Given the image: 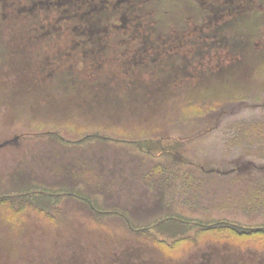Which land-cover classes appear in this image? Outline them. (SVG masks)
Listing matches in <instances>:
<instances>
[{
  "label": "rangeland",
  "instance_id": "374dc122",
  "mask_svg": "<svg viewBox=\"0 0 264 264\" xmlns=\"http://www.w3.org/2000/svg\"><path fill=\"white\" fill-rule=\"evenodd\" d=\"M206 1L210 8L200 0H0V183L6 185L0 191L53 202L44 211L23 206L20 213L16 204L0 203V264H264V255L253 248L196 246L201 241L194 238L176 243L155 229L147 234L121 227L128 225L123 221L112 223L118 227L97 222L102 227L93 228L87 222L92 206L100 216L116 206H90L85 196L69 197V187L48 175L57 156L68 158L57 154L67 150L46 142L51 131L89 118L91 107L82 106L101 103L114 112L147 114L144 128L154 123L178 153L177 173L206 172L208 186L187 185V212L179 206L180 212L164 218L215 216L251 224L260 219H250L243 207L261 204L264 176L253 172L251 162L238 167L225 157L239 151L244 136L264 142V119L253 112L260 102L249 120L236 116L231 124L201 132L218 110L237 113L240 96L264 95V0ZM223 4L232 8L227 15H220ZM95 92L113 95L80 99ZM194 133L201 134L183 148L180 140ZM18 139L24 146L17 150ZM21 174L28 184L16 188ZM156 238L165 248L153 245ZM163 250L171 256L165 258ZM181 255L183 262L176 259Z\"/></svg>",
  "mask_w": 264,
  "mask_h": 264
},
{
  "label": "crops",
  "instance_id": "0c3cea01",
  "mask_svg": "<svg viewBox=\"0 0 264 264\" xmlns=\"http://www.w3.org/2000/svg\"><path fill=\"white\" fill-rule=\"evenodd\" d=\"M93 94L96 95L83 94L82 97L85 98L80 99L89 100L88 97L94 96L97 97L95 99L100 100L103 95H113L100 92ZM99 104L82 106H87L86 109L91 107L88 109L89 118L64 123L65 126L62 128L64 130L61 129L59 133L65 132L71 135L63 136L66 142L59 140L55 144L57 150L63 148L68 151L57 154L63 155L62 157L68 155V158L62 160L59 156L56 157L55 171H50L48 174L51 180L66 182L63 186L72 189L67 193L69 197L85 196L90 199L89 204L101 205V207L116 206L108 211L102 210L104 214L101 216L96 210L89 211L88 214H92L93 217L87 222L93 228L102 227L96 225L97 222L111 223L103 227H118L112 223L120 221L140 222L146 224L142 226L143 228H147L151 227L150 223L163 218L167 212H180L179 206L183 207L181 211L187 212V205L189 206L187 198L191 197L187 192V185L191 190L201 189L206 184V172L199 175L192 172L190 177H187L186 171L177 173L176 170L182 169L176 166L177 152L172 149L160 151L158 147L151 146L156 145L153 139L158 137L159 129L154 123L144 128L147 125L145 122L150 119L145 116L147 114H134L128 110L114 112ZM52 131L58 132V130ZM88 134L93 135L87 138L90 140L77 141ZM149 138L152 140L143 143L144 139ZM218 138L225 140L228 136ZM140 140L141 144L138 143ZM87 141L86 147L84 143ZM163 141L170 146V138H165ZM185 146L184 144L183 148ZM232 153L234 154L233 150ZM233 154L230 155L231 159L230 156L225 157L233 162L235 160ZM41 175L42 179L46 177L45 174ZM187 180L190 181L189 184ZM194 186L197 189H193ZM81 189L86 190L87 195H77L74 192ZM196 195L201 200L197 193ZM196 204L199 203L195 202ZM125 225L121 227H129Z\"/></svg>",
  "mask_w": 264,
  "mask_h": 264
},
{
  "label": "trees",
  "instance_id": "16d2710c",
  "mask_svg": "<svg viewBox=\"0 0 264 264\" xmlns=\"http://www.w3.org/2000/svg\"><path fill=\"white\" fill-rule=\"evenodd\" d=\"M80 1L81 0H68L69 3H75V2H80ZM200 1L202 2V7L204 9L211 7L208 1L206 0H200ZM226 1L230 2L232 0H226ZM82 2L86 4V3H91L92 0H82ZM230 10H232V8H229L227 5L223 4L221 5V8H220V15H227ZM94 17H97V16L94 15ZM94 19H97V18H94ZM256 101L260 102V105H257V108L253 112L258 111L257 117L264 119V95L262 96L260 94V95L248 96V97L240 96L238 99V103H237V109L235 110L237 111V113L230 114L231 110H227L224 108L218 110L213 120L209 122L207 129L201 133L211 132L214 127L219 126L221 123L231 124V120H232L231 118L236 117V116H239L244 121L249 120L252 115L251 108L254 106V103ZM249 107L250 109L248 110ZM219 127H222V126H219ZM201 133H196V134L194 133L195 135L192 134L191 136H188L184 140H180L182 141L181 142L182 147L184 146V144L186 145L187 142L191 141L192 139H194L195 137H197V135H200ZM50 134L51 135L46 138L47 139L46 142L48 143H54L58 141L56 140V139H59L58 136L61 138L60 140L65 139L63 136L59 135V133L55 131H51ZM37 136L42 139V134H37ZM91 136L93 135L92 134L85 135L81 137L80 139H78L77 141L85 140ZM176 137L177 139H179L178 136ZM165 138H168V137L158 134V137L153 139L154 140L153 142H156V145H151V146L158 147L160 151L170 149V146H168L163 141V139ZM151 140H152L151 138L144 139L143 143L151 141ZM21 141L22 140H19V139L16 140V142L14 141V143L16 144L17 150L18 148H20L21 145L24 146V144H21L23 143V141L22 142ZM138 143L141 144L142 141L140 140L138 141ZM41 144L43 145V143H40V145ZM252 149H255L257 153L252 151ZM233 151L235 153V154L232 153L233 154L232 156H234V159H235L234 166H237L239 164L238 167H241L244 165L245 162H251L253 172L255 174L259 173L260 175L264 176V162H262L264 161L263 138H261L260 136H256V138H251L250 136H244V138H242L239 143V151H236V150H233ZM244 151H246L245 154L243 153ZM34 155H37V154L34 153ZM250 158L252 159V161L249 160ZM248 172H250L251 174H254L250 170L246 171V173ZM24 173H26L25 170H24ZM27 178L23 174H21V179H18L19 181L17 180L15 182L16 188L22 187L28 184ZM38 178L40 179L39 176ZM64 183L66 182H63V184ZM5 186L6 185L4 183H0V187H5ZM69 190H71V188H69ZM62 192L64 193V191ZM67 193H69V191H67ZM0 198H1L0 203L4 206L8 205V201H9V205H8L9 207L13 208V204H16V206L19 207L18 211H15L16 213H20V211H22L23 209V206L26 207L25 211H28V209H31L33 205H34L33 207L39 208L38 211H44L46 208H49L50 205L53 204V202L52 201L50 202L47 196H39V197L34 196L31 199L30 198L26 199V197H19L18 195L11 194V192H8L7 190H3L2 192L0 191ZM89 205L92 206V204H89ZM92 208H94V210L97 211L96 207L92 206ZM243 208H247L248 213L251 215V217H249L250 219H257V218H260V219L256 220L255 223L253 222V224H251L252 222L244 223L243 221L231 219L228 217L212 216L210 217L209 220L207 218V221H204V220L183 221V220H178L175 218H168V217L164 218L163 217L159 220H156L155 222L150 223L149 225H151V227L141 228V229H136L132 227V224L130 222H127V223L129 225V229L134 230L136 232L137 230H143L145 233L148 234V231L150 229H155L156 231L160 233L161 232L167 233V236L173 241H175L176 243L186 238L187 240H191V238H194V239H200L201 241V243L197 244L196 246H202L204 244L206 245L211 244L215 246L227 245L232 250L243 251V252H245L247 248H253L255 251H260L264 255V199L262 200L261 204L257 206L248 205V206H244ZM6 217L7 215L5 214L4 219ZM161 242H162L161 240H158L156 238L153 241V245L156 246L157 249L161 250L165 248L164 246H166L165 244H162ZM188 250H189V247L187 246V252ZM164 253L165 255L163 256L165 258H168L169 256H171L170 254H168L167 251H165ZM182 257H184V255L177 256L176 257V259H178L177 261L183 262L181 260Z\"/></svg>",
  "mask_w": 264,
  "mask_h": 264
}]
</instances>
